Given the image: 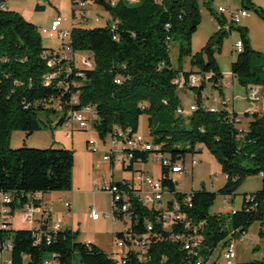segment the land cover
Instances as JSON below:
<instances>
[{
  "label": "trees",
  "instance_id": "trees-1",
  "mask_svg": "<svg viewBox=\"0 0 264 264\" xmlns=\"http://www.w3.org/2000/svg\"><path fill=\"white\" fill-rule=\"evenodd\" d=\"M94 1L104 6L112 20L102 27L73 26V50L93 52L94 66L79 68L75 62L69 65L61 59V48L46 47L37 26L21 13L9 10L7 0H0V194L13 197L11 214L24 207L30 197L72 190L75 164L73 148L54 145L13 148L12 133L21 130L30 136L44 128H55L64 124L70 110L92 104L97 118L91 124L101 139L120 129L136 133L141 116L147 113L153 142L161 146L158 152L169 155L174 163L183 162L188 153L201 151L203 145L227 175L218 192L204 186L190 191L192 207L187 209L188 215L195 225L202 223L198 230L199 244L193 252L185 248L184 240H175L172 231L164 229L157 210L140 205L135 199L131 211L137 225L133 227L138 232L148 231L145 222L150 221L152 244L146 260L130 251L127 264H197L200 258L206 262L212 257L216 264L218 249L225 247L229 239L246 234L254 222H260L259 235L264 237V111L245 112L250 120L240 134L236 125L238 113L225 108L212 109L205 105L203 95L208 83L222 94L224 74L216 53L222 48L224 36L233 28L240 32L244 45L232 61L233 76L244 87L264 86V53L253 48L248 28L227 22L213 8V0H138L136 3L119 0L114 5L111 0ZM201 1L222 28L211 35L201 50L193 53L191 42L201 24ZM242 8L253 9L264 19V7L253 0H242ZM113 20L117 21L116 27L111 26ZM226 24L228 28L224 27ZM176 40L180 41V60L190 55L197 70L174 67L171 43ZM53 59L56 64L50 66ZM53 72L57 77L47 83L46 76ZM194 74L199 76L197 85L190 79ZM117 78H121L120 83L116 82ZM177 78H183L179 79V85L174 82ZM179 89H193L196 94L193 103L196 109L189 114L177 113L179 106L184 107ZM75 95L79 99L76 104L72 102ZM40 111L55 116L47 114L43 119ZM57 113L61 119L53 125ZM151 153L135 152L127 169L133 171L134 164L148 161ZM252 175L262 176V188L245 193L240 209L227 215L211 212L219 194H236L243 181ZM160 178L179 200L187 195L177 189L178 183L166 167H162ZM34 201L42 200L34 198ZM115 217L124 219L122 215ZM5 221L9 224L6 229L0 228V264H3L4 244L8 242L12 244L11 264H45L48 259H53V264H77V260L80 264H117L113 255L100 246L78 240L79 230H53L45 225L42 227L46 234L37 243L32 230L13 228L11 218ZM173 231L189 233L179 225ZM235 264H264V259Z\"/></svg>",
  "mask_w": 264,
  "mask_h": 264
},
{
  "label": "rangeland",
  "instance_id": "rangeland-1",
  "mask_svg": "<svg viewBox=\"0 0 264 264\" xmlns=\"http://www.w3.org/2000/svg\"><path fill=\"white\" fill-rule=\"evenodd\" d=\"M254 1V0H253ZM262 7H264V0H256ZM86 6L87 22L81 23V9L74 4L73 0H46L47 10L40 14V20L35 24L41 34L43 27H50L54 18L60 15L64 18L63 27L71 29L73 24L83 27H102L107 24V20L110 19L111 14L97 2L88 0ZM222 3L226 8L230 9L232 5L235 10L242 8L241 0H216L215 5L219 6ZM201 24L197 31L193 34L191 48L193 53L201 50V48L208 42L211 35L218 30L216 23L211 19V13L208 7L201 1ZM218 8V7H217ZM216 8V11H217ZM75 9V17L73 16V10ZM249 16L242 19L241 23H235L234 26H245L249 30V37L253 48L264 53V19L256 13L255 10H248ZM214 16V15H213ZM100 20L97 21L96 18ZM217 20V19H216ZM218 23V21H217ZM43 43L46 47L52 48L49 45H56L61 40L50 39L48 36L41 34ZM240 32L233 28L224 36L222 48L216 53V58L222 73L224 74L222 83L225 84L226 93L231 101H228L229 105L235 104L236 109L243 116V125L249 123L250 118L246 117L244 112L249 107H258L262 110L260 102H252L247 98V89L242 86L237 78H234L233 89L226 87L227 78L231 76L232 61L236 59L238 52L235 49V42L240 40ZM91 57V58H89ZM171 58L174 67H183L184 70H190L193 66L191 63V56H183L180 60V41L176 40L171 43ZM86 59H92L93 52L90 50H78L75 52V65L81 68H87L85 63ZM222 88V89H223ZM179 96L184 106V114L191 113L189 111L190 104L196 103V94L193 89L178 90ZM205 102L208 106L225 107L223 96L218 88L212 86L211 83L207 84L204 92ZM208 95V96H207ZM233 101V103H232ZM47 113V112H46ZM52 118L55 113H47ZM45 111H40V116L46 119ZM176 115V113H175ZM150 114H143L140 118L139 129L137 133L145 136L146 138L153 140V135L150 133L149 125ZM60 115L57 113V117L53 121L58 120ZM65 127V126H64ZM68 128V127H65ZM42 130H50L51 134L56 129L44 128ZM42 130H39L42 131ZM16 135L12 141L13 148L19 147H32V148H49L51 146L47 144L46 135L44 133H36L31 139L28 140L27 134L21 130H15ZM37 132V131H36ZM66 134L70 132L65 129ZM17 134H24L19 138ZM73 139L75 150V164L73 168V186L74 190L81 189L87 190L84 193L75 192L73 198V210L69 212L63 202L58 201L55 198V216L51 219V224H54L58 218L62 219L63 229L65 228H77L79 230L78 240L88 241L92 240L98 246H100L109 255L117 256L121 252V249L117 247V234L119 231L124 230L128 224L119 218H115L113 215V203L112 193L105 190H97L96 182L108 183L112 178L115 181L121 180L124 176L132 178L131 170H124L123 163L121 161H115L113 166L110 161L105 160L104 156L110 152L113 147L112 135H108L105 139H101L97 131L89 124L87 130L77 129L73 131ZM92 136L95 138L93 139ZM42 137L45 141L32 142L34 138ZM54 137V136H53ZM19 138V139H18ZM12 139V137H11ZM34 143L37 146H30ZM29 144V145H28ZM95 150H92V148ZM201 151L188 153L185 157L183 165L189 171L187 176L179 174H173V177L179 180L178 187L181 190L199 189L205 187L209 191L218 192L221 187L227 181L226 175L222 172L221 165L217 158L205 147L201 146ZM196 158L198 163L192 164V160ZM136 169H139L145 176H152L154 178H160L162 173V166L159 162V157L156 153H151L148 161L135 164ZM139 181L137 184L139 185ZM262 188V176L252 175L247 177L241 186L236 191V194L230 195L231 201L228 206L231 208L240 209L242 206V199L245 193H253ZM143 190L147 193L149 187L143 185ZM234 196V197H233ZM227 206L224 205V195L219 194L215 204L211 208L212 213H223L227 215ZM97 209L100 212V218L95 220L90 216L92 209ZM20 209L17 208L11 218L13 221V228H20L22 226L20 220ZM68 211V212H67ZM260 222H254L251 224L246 232L245 238H241L242 235L234 237L236 241L237 260L248 261L253 259H264V237L259 235ZM223 248L220 247L215 255V258L219 260L221 264H225L222 259ZM10 258V251L3 253V264H8L7 259ZM50 258V255H48ZM77 264H80L78 260ZM211 264V263H210Z\"/></svg>",
  "mask_w": 264,
  "mask_h": 264
},
{
  "label": "built area",
  "instance_id": "built-area-1",
  "mask_svg": "<svg viewBox=\"0 0 264 264\" xmlns=\"http://www.w3.org/2000/svg\"><path fill=\"white\" fill-rule=\"evenodd\" d=\"M94 2V0H91ZM129 3H136L138 0H126ZM81 9V23L87 22V13L86 6L88 5V0H73ZM112 5L116 2L111 0ZM6 8V7H4ZM217 13L222 14L229 23H241L242 19L249 16L247 9L239 8L235 10L233 8H226L220 6L217 8ZM75 9L73 10V16L75 17ZM64 18L60 15L55 17L52 21L50 27H43L41 34L48 36L50 39H60L61 40V50L60 55L61 59L65 60L67 64L70 65L71 62H75V51L73 50L71 44V29L64 28L63 22ZM97 21L100 20L99 17L96 18ZM116 20L112 21L111 26L116 27ZM74 26V24H73ZM224 27L228 28V24ZM222 26L218 23V29ZM243 41L240 39L235 42V49L237 52L243 51ZM85 63L87 67H93L94 63L91 59H86ZM56 64L55 59L49 61L50 66ZM68 70L71 71V68L68 67ZM57 77V73L53 72L46 76V81L49 83L53 78ZM179 79L174 80L176 84L179 85ZM192 84L197 85L199 82V76L192 75ZM116 82L120 83L121 78H117ZM182 88V86H179ZM247 89V98L252 102H260L262 110L258 107H249L246 112L254 113L258 111H264V86L261 85H248ZM73 103H78V96L75 95L72 98ZM191 106L196 108L195 104ZM180 107V106H179ZM67 114H73V127L66 128L70 133L76 129L87 130L89 124L97 118V112L94 105L89 104L85 105L82 108L70 110ZM181 115H184V109H181ZM244 118L239 115L236 118V125L239 129L240 134H243L247 126L243 125ZM113 138V147L110 152L106 153L104 156L105 160L108 161H121L123 163V168L128 170L131 166V163L134 159L135 152L137 151H153L158 155L159 162L162 167L168 169V174L171 178L177 182L173 177V174H179L182 176H187L189 171L183 165V162L174 163L170 156L162 152H158L160 145H156L153 140L146 138L145 136L139 133H131L130 130L123 131L117 130L112 134ZM92 150H95L93 147ZM157 151V152H156ZM198 160L194 158L192 164L196 165ZM136 164V163H135ZM134 164L133 177L131 179H122L110 180L108 183H99L96 182L97 190H105L112 193V203H113V215H122L124 217L123 221L128 224L127 227L122 230L121 236L116 239V244L119 249H121L120 255L113 258L117 264H127V255L130 251L136 252L141 260H146L148 258V252L152 244V235L153 230L152 223L146 221V227L148 231L138 232L134 229V225H137V219L134 221V215L131 211L132 205H134V200H138L140 205L146 206L149 209L157 210L160 214L158 218L162 220L164 229L171 232V237L175 240H184L183 244L185 248L189 249L190 252H193L194 248L198 246L200 236L198 235V230L202 226L195 225L192 218L188 215L187 209L192 207V197L190 192H186L187 195L179 200L176 194L169 191L168 187L163 185L161 178H154L152 176H145L144 173H141L140 170L136 169ZM227 177V175H226ZM140 182L139 185L137 182ZM178 183V182H177ZM143 185L149 187L147 193L143 190ZM134 188L133 193L130 189ZM182 192V191H181ZM34 198L37 200H42L41 195H36L35 197H30L29 202L26 203L24 207L21 208L20 220L22 226L28 228L34 232L36 237V242L42 240L44 230L42 226H47L48 229L60 230L62 229V222L56 221L54 224H51L52 217V208L51 206L44 204L42 201H34ZM250 199L251 196L249 195ZM13 201V197L10 194H0V228H8L9 221H5L11 218V207L10 204ZM66 207L70 208L71 203L66 201ZM51 216V218L49 217ZM90 216L97 220L100 218V212L97 209H92L90 211ZM137 216V215H136ZM138 217V216H137ZM50 218V220H49ZM116 218V217H115ZM48 220V223H47ZM182 226L183 230H188L189 233H178L173 231L174 226ZM137 227V226H136ZM46 234V232H45ZM155 237V236H154ZM243 239V237H241ZM47 240L50 241V237H47ZM12 249V244L8 242L4 244V250L10 251ZM213 257L206 262H202L203 259L200 258L197 264H213ZM222 259L225 264H235L237 261V249L236 241L234 238H231L227 241L226 247H223ZM7 263L11 264V259H7ZM53 259H48L45 261V264H53ZM216 264H221L217 262Z\"/></svg>",
  "mask_w": 264,
  "mask_h": 264
},
{
  "label": "crops",
  "instance_id": "crops-1",
  "mask_svg": "<svg viewBox=\"0 0 264 264\" xmlns=\"http://www.w3.org/2000/svg\"><path fill=\"white\" fill-rule=\"evenodd\" d=\"M107 1H110V0H107ZM112 1L118 2L119 0H112ZM215 2H216V0H213V2H212V6H213V8L215 10H216L217 7L224 6V5H222V3H219V6H216L215 5ZM254 2L257 5L261 6L260 3H258L256 0H254ZM6 6H7V8L9 10H14V11H17V12L21 13L26 20H28V21H30L32 23H35V24L40 20V14L44 13L47 10L46 0H7ZM230 6H231V8H233L232 5H230ZM241 6H242V0H241ZM219 15H222V14H219ZM211 19L214 20V22L216 23V28H218V23H217L216 17L211 14ZM111 20H112V16L110 17V19L107 20V23L109 21H111ZM49 46L52 47V48H54V49H57L58 50V49L61 48V42L60 43L58 42V44H56V45H52L51 44ZM89 58H91V57H89ZM79 68H81V67H79ZM192 69L193 70H197L196 67H192L190 70H192ZM234 78L235 77L231 73L230 78L229 79L228 78L226 79L227 80L226 87L233 89V82H234L233 79ZM223 87H225V84L224 83H223ZM204 92H205V90H204ZM204 92H203V95H205ZM205 96H204V103H205V105H207V102H205ZM220 96H223V100L222 101H225L224 102L225 107H214V106H209V107H211L214 110H218V109L225 108V109H227L230 112L235 111L239 115H241V113H239V111L236 109L235 104L233 103V101H232L233 104L232 105H229L228 101H231V100L228 97V94L226 93V89L225 88L222 89V95H220ZM192 104L193 103H191L189 106H191ZM245 112H246V110H245ZM245 112H244V114H245ZM60 119H61V117L58 120H55L54 123H53V125H55L56 123H58ZM247 125H245V126H247ZM53 129H56V131L53 132V135L51 134L50 130H42L40 132L37 131V132L33 133L32 135L27 136L28 137V140L31 139L36 133H44V135H46L47 144H50V145H46V146H52V145H54V146H63V147H67V148H75V146H74V139H73V135H74L73 132H71V133H69L67 135L66 132H65V129L66 128L63 125H59V126L53 128ZM15 135H16V132H13L12 133L11 143H12ZM17 135H19V138L21 136H24V134H21V135L20 134H17ZM92 138L94 139L95 137L92 136ZM37 141H40L41 142V141H45V140L42 137H40V138L39 137H36V138H34V140H32V142H35V143H37ZM30 146H37V145H35L34 143H31ZM184 162L185 161H183V163ZM132 177H133V172H132ZM112 179H113V175H112V178L110 180H112ZM122 179H131V177H127V176L125 177L124 176ZM175 179L179 183V180L177 178H175ZM177 189L179 191H182V192H190L191 190H193V189H191L189 191H187V190H181L178 187V185H177ZM86 191L87 190L81 189L80 187H79L78 190H74V186H73L72 190H69V191H54V192H51V193H45V194L41 195V198H42V202L44 204H47V205L51 206V208H52V217H54L55 216L54 203H55V200H56L55 198H57L58 201L60 200L61 202H63L65 208L69 212H72V210H73V202H72L71 198L74 197L75 192L84 193ZM66 201H69L71 203V207L70 208H67L66 207V204H65ZM230 201H231L230 196H225L224 195V205L227 206L226 207L227 208V212H233L234 210H236V208H231V207L228 206V203ZM242 203H243V199H242ZM19 209L21 210V208H19ZM58 220L62 222V219L61 218H58L57 221ZM11 221H12V218H11ZM12 223H13V221H12ZM20 228H24V227L21 226ZM62 228H63V224H62ZM73 229L76 230L77 228H73ZM245 235L246 234H244L242 237L245 238ZM87 242H93L94 243V241H92V240H88ZM10 258H11V253H10ZM237 261H240V260H237Z\"/></svg>",
  "mask_w": 264,
  "mask_h": 264
},
{
  "label": "bare ground",
  "instance_id": "bare-ground-1",
  "mask_svg": "<svg viewBox=\"0 0 264 264\" xmlns=\"http://www.w3.org/2000/svg\"><path fill=\"white\" fill-rule=\"evenodd\" d=\"M233 24H235V23H233ZM191 81H192V79H191ZM181 109H184V108H183V107H179L178 110H177V113H178V114H181ZM195 109H196L195 107L190 106L189 111L192 112V111H194ZM185 111H186V110H184V112H185ZM65 118H66V119H65V121H64L63 126L68 127V128H72V127H73V114H67ZM225 247H226V246H225Z\"/></svg>",
  "mask_w": 264,
  "mask_h": 264
}]
</instances>
